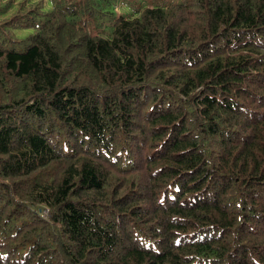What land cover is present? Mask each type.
I'll list each match as a JSON object with an SVG mask.
<instances>
[{"label":"trees","instance_id":"trees-1","mask_svg":"<svg viewBox=\"0 0 264 264\" xmlns=\"http://www.w3.org/2000/svg\"><path fill=\"white\" fill-rule=\"evenodd\" d=\"M0 1V264H264V0Z\"/></svg>","mask_w":264,"mask_h":264},{"label":"rangeland","instance_id":"rangeland-1","mask_svg":"<svg viewBox=\"0 0 264 264\" xmlns=\"http://www.w3.org/2000/svg\"><path fill=\"white\" fill-rule=\"evenodd\" d=\"M5 2L6 1H0V3H2V4H5ZM20 32H25V33H27V31H22V30H19ZM25 33H20V34H25Z\"/></svg>","mask_w":264,"mask_h":264}]
</instances>
